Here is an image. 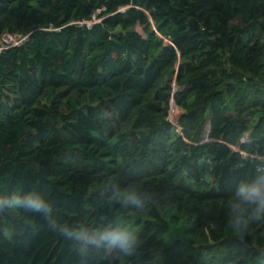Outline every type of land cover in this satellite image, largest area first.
Segmentation results:
<instances>
[{
	"label": "trees",
	"instance_id": "1",
	"mask_svg": "<svg viewBox=\"0 0 264 264\" xmlns=\"http://www.w3.org/2000/svg\"><path fill=\"white\" fill-rule=\"evenodd\" d=\"M3 32L28 39L0 53V192L84 235L5 209L0 264H264V215L235 207L264 191L241 153L264 148V0H0ZM130 187L142 208L113 197ZM118 220L123 263L99 243Z\"/></svg>",
	"mask_w": 264,
	"mask_h": 264
},
{
	"label": "clouds",
	"instance_id": "2",
	"mask_svg": "<svg viewBox=\"0 0 264 264\" xmlns=\"http://www.w3.org/2000/svg\"><path fill=\"white\" fill-rule=\"evenodd\" d=\"M113 197L118 202H121L122 208L140 209L144 205L139 195V190L131 187L114 192ZM245 199L247 200V204L244 203V200H241L235 205L240 212L247 209L253 213L264 215V191H253ZM241 205H243V208H241ZM5 209H22L29 213H43L47 218L48 227L53 231H58L62 236L74 237L79 240L84 235L80 227L69 231L67 225L58 223L52 215V202L47 200L44 194L38 190H21L11 193L0 192V212H3ZM242 224H246V221L238 213L236 226L239 227ZM95 235L93 239H95ZM89 242L91 243L93 240H89ZM99 243L104 244L109 250H118L122 256H131L137 246V236L127 222L117 221L114 229L104 230L102 233H99Z\"/></svg>",
	"mask_w": 264,
	"mask_h": 264
},
{
	"label": "built area",
	"instance_id": "3",
	"mask_svg": "<svg viewBox=\"0 0 264 264\" xmlns=\"http://www.w3.org/2000/svg\"><path fill=\"white\" fill-rule=\"evenodd\" d=\"M97 21H99V12H97L93 16L92 20L80 22V25L85 24L87 27H91ZM27 39H28V34L24 35L19 32H15V33L3 32L0 35V53L9 47L22 45L23 43H25ZM164 40L170 43V40L168 38H164ZM241 141L242 142L248 141L247 134L242 136ZM231 147L236 150H239V148H236L234 146ZM241 153L245 156L257 159L259 163L257 164L256 168L260 171L264 170V148L261 151L258 150H255L253 152L241 151Z\"/></svg>",
	"mask_w": 264,
	"mask_h": 264
},
{
	"label": "rangeland",
	"instance_id": "4",
	"mask_svg": "<svg viewBox=\"0 0 264 264\" xmlns=\"http://www.w3.org/2000/svg\"><path fill=\"white\" fill-rule=\"evenodd\" d=\"M139 31H142V28L138 27L137 28ZM180 62V60L178 61V63ZM174 86H176L175 83H173ZM182 108H180L179 106H176V104L172 101L171 102V107H170V119L172 120V122L174 123L177 131H180V126L178 124V119L180 117V115L182 114ZM119 221V220H118ZM126 256L123 257L122 259V263L125 261Z\"/></svg>",
	"mask_w": 264,
	"mask_h": 264
},
{
	"label": "water",
	"instance_id": "5",
	"mask_svg": "<svg viewBox=\"0 0 264 264\" xmlns=\"http://www.w3.org/2000/svg\"><path fill=\"white\" fill-rule=\"evenodd\" d=\"M173 102H174V100H173ZM175 103V102H174Z\"/></svg>",
	"mask_w": 264,
	"mask_h": 264
}]
</instances>
